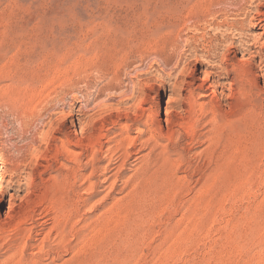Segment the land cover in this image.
Returning a JSON list of instances; mask_svg holds the SVG:
<instances>
[{
    "label": "rangeland",
    "instance_id": "1",
    "mask_svg": "<svg viewBox=\"0 0 264 264\" xmlns=\"http://www.w3.org/2000/svg\"><path fill=\"white\" fill-rule=\"evenodd\" d=\"M262 12L0 0V264H264Z\"/></svg>",
    "mask_w": 264,
    "mask_h": 264
},
{
    "label": "bare ground",
    "instance_id": "2",
    "mask_svg": "<svg viewBox=\"0 0 264 264\" xmlns=\"http://www.w3.org/2000/svg\"><path fill=\"white\" fill-rule=\"evenodd\" d=\"M226 7V6H225ZM228 8H230V7H228ZM235 8V7H234ZM242 8V7H241ZM241 12V11H240ZM220 13V12H219ZM261 13V12H260ZM262 13H264V12H262ZM259 16H262V14H259ZM261 21V20H260ZM242 24V23H241ZM244 24V23H243ZM244 26V25H243ZM239 27H240V25H239ZM241 28H244V27H242L241 26ZM238 30V29H237ZM242 30V29H241ZM6 204V201H5V196H2V195H0V208H2L4 205ZM11 206H12V200H10L9 201V210H10V208H11Z\"/></svg>",
    "mask_w": 264,
    "mask_h": 264
}]
</instances>
